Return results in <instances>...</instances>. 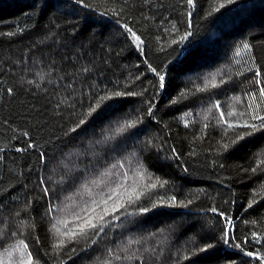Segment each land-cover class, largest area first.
Masks as SVG:
<instances>
[{
  "label": "trees",
  "instance_id": "1",
  "mask_svg": "<svg viewBox=\"0 0 264 264\" xmlns=\"http://www.w3.org/2000/svg\"><path fill=\"white\" fill-rule=\"evenodd\" d=\"M256 71L264 0H0V262L18 260L22 240L34 264H260L244 253L264 256V132L223 147L259 123L250 107L264 115ZM114 91L134 95L86 116ZM126 187L144 195L112 211Z\"/></svg>",
  "mask_w": 264,
  "mask_h": 264
},
{
  "label": "snow or ice",
  "instance_id": "2",
  "mask_svg": "<svg viewBox=\"0 0 264 264\" xmlns=\"http://www.w3.org/2000/svg\"><path fill=\"white\" fill-rule=\"evenodd\" d=\"M239 2V0H226V3L229 5H235ZM77 4L82 3V0H76ZM187 3L189 5H192L193 0H187ZM225 5L224 4H220L219 8H213L214 12L219 11L220 8H224ZM122 27H124L126 29V31L128 33H130L131 35V39L135 42L136 46L138 48H140V45L143 44V41L141 40L140 36H138L130 27H127L126 25H122ZM191 35V33H186L184 36H182L180 38V43H184V41L186 39H188V37ZM172 43H176V41H173ZM249 46L247 44H244V48L247 49ZM141 51H143V49H140ZM237 55H239V52L236 53ZM150 70L153 72H156V69L151 68V66H149ZM85 71H87V69H85ZM158 76V82H159V88L160 89H166L168 87V81L165 75H162L160 73H156ZM256 75V79H255V83L256 85H259V95L261 97H264V73H262L261 71H256L255 73ZM225 81L221 80V84H224ZM11 91V90H9ZM134 95V93L132 92H120V91H114L111 94H105L103 96H100L97 99L96 104L94 105H90L88 112L86 113L87 117H92V121H99V120H104L112 111H114L116 109V105L113 104H105L104 107H101L102 102L104 101H111L114 98H120L123 96H132ZM260 103L264 104V100H261ZM217 107H219V105H217ZM99 109V111H98ZM250 112H251V121H258L259 123H245L243 125V127L245 128H249L251 129V132H245L239 136L236 137L235 140L231 141L230 144H225L223 147L225 149H228L230 147H232L233 145L236 146L235 150L236 151H241L246 147V144H251L253 141L252 140H248L245 143H238L239 141H243L245 137H252L254 133L260 131V132H264V115H260V113L256 110V108H252L250 107ZM148 113L152 114L153 113V109L152 108H148ZM95 114V115H94ZM229 115H232V113H229ZM221 119H223V116H221ZM90 121V122H92ZM139 121V118H137V121ZM86 123L85 119H81L79 121V124L77 125V127H80V125H84ZM187 126V124L185 125ZM233 125L229 124V127H232ZM135 127V123H125L124 125H122L119 129H117L118 132H122L126 129ZM206 127V126H205ZM73 131H75V129H73ZM25 135H27V133H25ZM36 146L32 143L27 144V148L32 149L35 148ZM24 148H17L16 151L17 152H22L24 151ZM172 155L176 158L179 159V156L176 155V150L172 149ZM39 159L41 160V162H45L46 157L44 154H41V156L39 157ZM262 163H264V161H262ZM120 167H123V164L120 165ZM185 172H187V169H184ZM124 179L127 180V174L124 175ZM41 184L44 183L43 180L40 181ZM163 187V184H149L147 185V188H152L155 189L157 187ZM143 187V186H141ZM44 195H49V192L47 190V188H45L44 190ZM114 196L117 197L115 206L113 207L112 211H116L118 208H122L124 207V204L120 202L121 199H126V202L128 204H135L136 201H139L142 196L144 195V193L142 191H139V189L137 187H131V188H125V191L123 193L121 192H114L113 193ZM109 199H112V197L110 196ZM105 204L107 203V201L104 202ZM256 203L255 200H251L249 202L248 207H252V205ZM176 204V197L175 196H171L168 197V205H164V201L163 198H161L160 200V206H172ZM182 207H187V205H180ZM158 207L156 202L152 203V209H156ZM49 211H51V209H49ZM140 213H148L151 210L147 207H140L139 208ZM209 211L213 212V213H217L221 218H224L226 220V222L228 224L231 223V220L228 219L225 216V213L220 211L218 212V210L216 208H212L209 209ZM107 214V213H105ZM129 215H132V213H130ZM79 219V218H78ZM85 227L87 228H96V224L92 222L91 219L86 220L84 222V226H81L80 231L83 232L85 230ZM57 231H59V229H57ZM98 234V233H97ZM13 235H15V233H13ZM64 236L68 237L69 239H71L72 237L76 236L77 233L76 232H65L63 233ZM254 238H256V233L252 234ZM220 239L223 240L225 245H229L230 244V234L227 230V227H225L223 229L222 232V236L220 237ZM256 242L260 243L259 239L256 238ZM19 244L21 245L20 248H14L12 251L13 252H19V259L18 260H14L12 261V264H34V260H33V255L31 252L28 251V245L25 244L22 240L19 241ZM59 246H63V241H61ZM235 247L237 249H241V245L240 244H236ZM214 249V245L210 244V243H206L204 245L203 248H200L199 251L200 252H210ZM242 251V249H241ZM245 256L247 257H254L255 259L259 260L260 264H264V256L259 255V254H254L252 251H247L244 253ZM12 258V253H9V259L11 260ZM116 259H120L119 256L116 257ZM0 264H3V262H0Z\"/></svg>",
  "mask_w": 264,
  "mask_h": 264
}]
</instances>
